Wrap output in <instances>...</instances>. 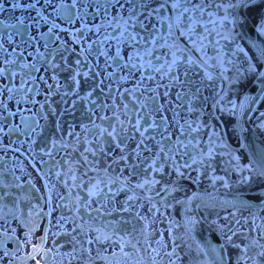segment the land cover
<instances>
[{
	"label": "flooded vegetation",
	"instance_id": "1",
	"mask_svg": "<svg viewBox=\"0 0 264 264\" xmlns=\"http://www.w3.org/2000/svg\"><path fill=\"white\" fill-rule=\"evenodd\" d=\"M101 2L107 6V0ZM156 2L151 0L150 7ZM235 2L204 0L205 12L194 17L197 23L192 32L185 27L186 21L181 23L180 29L172 27L169 31L168 25L174 19L170 7L154 14L151 23H145L149 29L155 25L158 32L154 43L140 46V58L134 61L138 67L143 65L139 71L124 69L110 78L107 72H102L95 78L82 79L79 86H75L68 69L61 67L55 72V80L51 79V70L42 73L48 83L53 84L51 90L37 81L33 87L38 89V94L34 91L16 97L20 107L31 110L23 114L34 115L38 126L34 132L21 125L19 132L5 129L7 134H0V178L11 185L8 190L13 193L12 198L3 202L7 207L0 211V231L6 230L8 237H12L0 239L12 255L0 257V264H36V260L40 264H78L129 255L143 257L154 264H170L171 261L201 264L204 256L199 247L207 244L222 246L226 264H236L241 249L249 246L253 238L264 236V207L229 210L215 205H186L187 198L199 189L257 193L264 187V178L254 175L257 165L248 159L241 147L237 122L239 102L256 79V73L250 72L249 67L256 63L253 41H264V36L254 31L258 15H264V7H252L247 11L228 7ZM121 3H124L123 8L113 2L107 7V13L101 7L95 19L88 20L89 26H100L101 35H118L125 27L134 34L148 35L139 26L144 20L140 14L143 9L137 6L133 13V4L125 0ZM217 4L222 7H216ZM5 7L9 5L6 3ZM20 15L19 11H5L0 19L5 24L17 23L15 17ZM165 16L169 19L163 20ZM14 31L7 27L0 29L3 33L0 39L8 52L16 46L8 40V33ZM88 35L95 38L92 33ZM15 40L20 43L19 37ZM25 48L26 45H21L18 50ZM121 49L124 55L132 52L125 45H121ZM174 57L179 61L176 65L172 64ZM186 57H190L193 64L186 63ZM69 59L74 57L69 56ZM173 76H178L181 83L172 79ZM19 78L18 75L17 82ZM100 80L103 83H98ZM187 80L202 82L194 100L198 107L192 113L176 107L181 103L176 99L178 92H195L192 85L185 83ZM152 97L164 104V113L170 119L173 112L169 109L175 108L180 113L177 119L181 124L186 119L205 124L193 135L198 140L202 138L200 147L203 150L209 142V146L212 144L213 156L207 161L203 175L191 172L190 177L180 179V189L167 200L161 202L160 197H155L150 203L143 198L148 194L135 188L142 177L131 174L130 164L126 167L120 158L137 142L131 139L133 130L127 134L124 125L131 119L128 116L137 118L140 102L148 103L147 115L159 119V114L151 111ZM102 106L107 108L106 112ZM99 112L106 113L100 126ZM261 113H264V99L252 113V125L264 140V123L262 127L257 126L264 120ZM12 123L19 124V118ZM175 127L169 131H175ZM113 128L116 140L109 135ZM125 137L129 138L122 152L116 145ZM217 176L224 179L213 183ZM192 178H196L195 182ZM133 193L136 197L128 201L127 197ZM152 203L160 208L159 212L149 211ZM126 204L130 211H124ZM96 208L100 211H94ZM186 217L198 220L193 231L188 230ZM229 221L237 233L234 236L227 233L232 236L230 241L220 230ZM96 235L110 239L91 245L85 243L87 238ZM42 238L43 250L35 260L31 259L33 246H39ZM173 249L176 255L169 257L167 253Z\"/></svg>",
	"mask_w": 264,
	"mask_h": 264
},
{
	"label": "snow or ice",
	"instance_id": "2",
	"mask_svg": "<svg viewBox=\"0 0 264 264\" xmlns=\"http://www.w3.org/2000/svg\"><path fill=\"white\" fill-rule=\"evenodd\" d=\"M113 2L119 4L120 8L124 7L121 0H107V6L103 5L101 0H0V14L5 11H12L13 13L19 11L22 13V15L15 17L17 23L5 24V21L0 19V29L5 27L15 29L14 32L8 33V40L16 45L11 52H8L4 48L2 39H0V134H7L5 129H7V132H19L21 125L25 130L35 131L38 122L35 121L34 115L25 116L23 114L25 111L31 110L20 107L16 97L21 93L27 95L34 91L38 94V89L33 87L37 81L43 82L51 90L53 84H49L42 73L51 70L53 73L51 79L55 80L56 70L66 67L73 84L79 86L82 79L86 81L89 78H95L100 76L102 72H107V77L110 78L115 76L117 71L124 69L139 71L143 65L138 67L134 61L140 58V46L144 43H154V37L158 32L155 25L151 29L148 27L154 14L170 7L174 13V19L168 25L169 31L172 27L180 29L181 23L186 21L185 27H187L188 32H192L197 23L194 17L202 16L205 12L204 0H199V2H194V0H157L154 7H150L151 0H125L126 3L134 5L132 8L133 13L136 12L137 6L143 9L140 14L144 16V20L139 22V26L142 32H146L148 35L134 34L128 27H125L118 35H101L100 26L90 27L88 20H94L95 13L101 7H104L107 13V7L112 6ZM6 3L9 5L7 9L5 7ZM216 7H222V5L217 4ZM228 7L243 8L247 11L252 7H264V0H236L235 3H229ZM24 13L27 15H23ZM168 19L169 17L166 16L163 18V20ZM26 20L28 23H25ZM124 23L125 25L128 24L127 21ZM254 31L258 36H264V15H258L254 24ZM88 33H92L95 38L89 37ZM183 34L184 32L181 31V35ZM2 36L3 33L0 32V38ZM16 37L20 39L19 44L16 43ZM113 41H115V45H113ZM21 45H26V48L18 50ZM121 45L131 48L132 52L128 55L122 54ZM252 47L255 50L254 59L256 63L250 64L249 71L256 73V79L261 89H264V41L260 43L253 41ZM41 48H43V51H41ZM27 49H32V51ZM240 50L243 51V49ZM69 56H73L74 59L70 60ZM101 58H103V67H101ZM157 59L159 58L157 57ZM249 59H253V57H249ZM185 62L190 65L193 64L190 57H186ZM177 63L179 61L174 57L172 64L176 65ZM108 69H112V71H107ZM169 74H171V68ZM18 75L20 78L17 82ZM185 75L187 76V72ZM172 79L177 83H181L178 76H173ZM208 79H211V77H208ZM98 83H103V81L100 80ZM185 83L192 85L195 92H178L176 99L181 103L176 107L192 113L198 107L194 104V100L197 98L196 94L200 92L202 82L196 83L187 80ZM164 95L167 97L168 93L165 92ZM257 99H264V92ZM165 103H167V100H165ZM140 105L137 118L129 121L133 129L131 139L137 142L128 151V154L122 155L120 159L124 161L126 167L130 164L131 174L142 177L135 184V188L148 194L143 198L151 203L155 197H160L161 202H163L174 191L180 189L179 181L181 178L190 177L191 172H199L200 167L211 160L213 149L208 148L197 151L199 143L197 137L193 134L205 127V124L187 119L181 124L177 119L180 113L175 108L169 109L173 112L170 119L164 113V104L158 102L156 97L151 98V111L159 114L158 120L147 115L145 111L148 108L147 104L141 101ZM261 114L264 115V113ZM15 118H19V124L12 123ZM174 126H176L175 131H169ZM115 131L116 129L113 128L112 132L109 133L114 140L117 139L113 135ZM128 138L125 137L117 142L116 146L122 152ZM193 141L197 142L194 143ZM185 156L188 159H184ZM132 161L136 162L133 163ZM256 163L258 171L254 175L264 178V149L260 150ZM249 171H252L251 166H249ZM165 177L169 179L166 180ZM192 179L195 182L196 178ZM223 179L219 176L214 177L213 183L216 180ZM225 186H227L226 183ZM10 187L11 185L6 184L0 178V211L3 207H7L3 202L13 197V193L8 190ZM111 191L112 189L109 188V192ZM256 194L264 200V187H261ZM240 195L243 196V193ZM135 197L136 194L133 193V195L127 197V200L132 201ZM193 199H196V197H188L186 205H190ZM239 203L251 206L247 198L240 199ZM167 206L165 205V207ZM94 211L99 212L100 209L96 208ZM124 211H130V206L126 204ZM149 211L159 212L160 208L152 203V208ZM197 223L198 220L195 217H186V226L189 231H193ZM236 223L238 224L239 221L237 220ZM220 230L225 233L229 241L232 236L237 234L236 231H233L231 221L221 226ZM228 232H231L232 236H228ZM0 237L12 238L8 237L6 230L0 231ZM27 237L28 234L25 238L27 239ZM73 239L76 238L73 237ZM106 239H110V237L96 235L87 238L85 243L91 245L94 242L99 243L101 240ZM43 244L44 238L41 239L39 246H33L30 254L31 259H36V256L43 250ZM121 250L123 251V248ZM199 252L203 253L204 256L201 264H226L225 257L222 254V246L200 245ZM9 255H12V253L4 248L3 239H0V257ZM47 255L48 253H45V256ZM125 255L127 254L125 253ZM167 255L169 257L176 255L175 249ZM36 264H40V261L36 260ZM170 264H174V261H171ZM236 264H264V236L259 239L253 238L249 246L242 248Z\"/></svg>",
	"mask_w": 264,
	"mask_h": 264
},
{
	"label": "water",
	"instance_id": "3",
	"mask_svg": "<svg viewBox=\"0 0 264 264\" xmlns=\"http://www.w3.org/2000/svg\"><path fill=\"white\" fill-rule=\"evenodd\" d=\"M252 38V37H251ZM264 92V89H261L257 79L251 84L248 90L242 96L238 109H237V122L240 127L241 135V147L246 152L249 160L254 162L258 160V154L261 149H264V140L259 136L252 126V113L258 108L262 99H257ZM148 105L147 102H144ZM103 107V106H102ZM101 108V106H100ZM107 108L103 107V111L106 112ZM99 121L98 126L101 125L103 120L106 118V113H98ZM117 115V114H115ZM131 119L135 120L133 116H128ZM130 120H127V123L124 125V130L129 134L133 129L132 125L129 123ZM119 125H117L118 127ZM123 126V124L121 125ZM217 192L210 189H199L190 197L195 196L196 199H193L191 204L188 207H191L196 204L204 205H215L229 210H246L254 209L257 207H264V200H262L256 193L253 192ZM242 198H247L250 201L251 206H245L239 203V200ZM78 264H154L152 261L147 260L143 257L129 255V256H108L98 260H93L89 262H83Z\"/></svg>",
	"mask_w": 264,
	"mask_h": 264
},
{
	"label": "rangeland",
	"instance_id": "4",
	"mask_svg": "<svg viewBox=\"0 0 264 264\" xmlns=\"http://www.w3.org/2000/svg\"><path fill=\"white\" fill-rule=\"evenodd\" d=\"M262 123H264V120H262V122L259 124V125H257L258 127H262ZM203 129V128H202ZM210 139H211V135H210ZM198 140V139H197ZM202 140V138H200L199 140H198V143H199V149H197V151H199V150H203L201 147H200V145H201V143H203V142H200ZM194 143H196L197 141H193ZM210 143V142H209ZM209 143H208V145L205 147L206 149L209 147V148H211L212 149V144L209 146ZM116 153H117V151H116ZM115 153V154H116ZM244 161V160H243ZM207 163V162H206ZM195 167V166H194ZM206 172V164L203 166V167H200V169H199V172H192V174H195L196 176H201V175H203L204 173ZM209 174H212L213 173V171H212V173H210V172H208ZM139 177H141V176H139ZM76 200L77 199H74V202H76ZM64 206H66V202H65V205ZM67 207V206H66ZM154 227V225L152 226V228ZM153 245H154V243L152 242V247H153Z\"/></svg>",
	"mask_w": 264,
	"mask_h": 264
}]
</instances>
